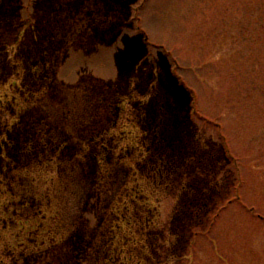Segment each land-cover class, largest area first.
Listing matches in <instances>:
<instances>
[{
  "label": "rangeland",
  "instance_id": "374dc122",
  "mask_svg": "<svg viewBox=\"0 0 264 264\" xmlns=\"http://www.w3.org/2000/svg\"><path fill=\"white\" fill-rule=\"evenodd\" d=\"M0 264H264V0H0Z\"/></svg>",
  "mask_w": 264,
  "mask_h": 264
},
{
  "label": "trees",
  "instance_id": "16d2710c",
  "mask_svg": "<svg viewBox=\"0 0 264 264\" xmlns=\"http://www.w3.org/2000/svg\"><path fill=\"white\" fill-rule=\"evenodd\" d=\"M238 184V181H237ZM239 186L236 187L237 189V194L234 196H231L227 199H225L224 203L222 205H219L216 207L217 211L212 215V220L211 223L209 224V228L208 231L210 232L212 230V228L214 227L215 223L217 222V219L221 216V213L229 206V204L233 201H239L242 203V205H244L245 207H247L248 205L243 201L242 196L239 194V188L242 186V182L239 181ZM250 212H254L257 217L261 216L260 214H257L255 211V207L254 206H250L249 207ZM198 233V232H196Z\"/></svg>",
  "mask_w": 264,
  "mask_h": 264
}]
</instances>
